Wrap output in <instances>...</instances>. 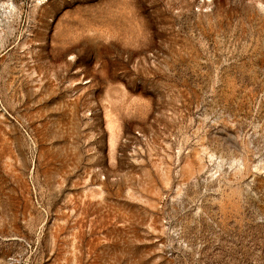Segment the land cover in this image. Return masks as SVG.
<instances>
[{"label": "rangeland", "instance_id": "1", "mask_svg": "<svg viewBox=\"0 0 264 264\" xmlns=\"http://www.w3.org/2000/svg\"><path fill=\"white\" fill-rule=\"evenodd\" d=\"M0 264H264V0H0Z\"/></svg>", "mask_w": 264, "mask_h": 264}]
</instances>
